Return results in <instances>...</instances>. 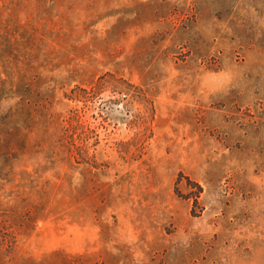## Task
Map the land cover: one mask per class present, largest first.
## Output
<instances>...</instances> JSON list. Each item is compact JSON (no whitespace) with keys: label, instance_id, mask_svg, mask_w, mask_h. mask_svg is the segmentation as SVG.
I'll return each instance as SVG.
<instances>
[{"label":"rangeland","instance_id":"rangeland-1","mask_svg":"<svg viewBox=\"0 0 264 264\" xmlns=\"http://www.w3.org/2000/svg\"><path fill=\"white\" fill-rule=\"evenodd\" d=\"M0 264H264V0H0Z\"/></svg>","mask_w":264,"mask_h":264}]
</instances>
